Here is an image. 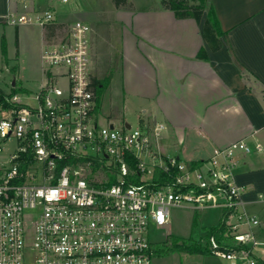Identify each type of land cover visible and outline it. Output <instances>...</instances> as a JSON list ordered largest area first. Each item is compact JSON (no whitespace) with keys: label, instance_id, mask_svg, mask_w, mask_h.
<instances>
[{"label":"built area","instance_id":"1","mask_svg":"<svg viewBox=\"0 0 264 264\" xmlns=\"http://www.w3.org/2000/svg\"><path fill=\"white\" fill-rule=\"evenodd\" d=\"M8 1L7 24L55 32L39 91L0 88V264H153L149 230L170 225L171 207L220 209L226 231L203 244L227 264H264L261 222L235 177L240 153L263 144L237 140L186 164L160 150L162 122L102 123L92 27L59 12L74 0Z\"/></svg>","mask_w":264,"mask_h":264},{"label":"crops","instance_id":"2","mask_svg":"<svg viewBox=\"0 0 264 264\" xmlns=\"http://www.w3.org/2000/svg\"><path fill=\"white\" fill-rule=\"evenodd\" d=\"M210 1L222 31L217 51L204 37L206 12L200 23L178 19L161 0H128L115 12L123 115L135 103L139 124L151 129L156 121L164 123L159 148L165 155L173 151L181 158L187 154L186 140L193 141L190 163L207 160L241 139L264 146V0ZM9 6L8 0H0V23L6 24ZM96 35L92 27L93 77L105 80V85H98L102 113L114 76L98 77L95 72ZM201 48L207 60L198 58ZM110 97L112 109L114 96ZM238 160L235 177L243 187L244 207L260 219L257 233H264V150L240 153Z\"/></svg>","mask_w":264,"mask_h":264},{"label":"rangeland","instance_id":"3","mask_svg":"<svg viewBox=\"0 0 264 264\" xmlns=\"http://www.w3.org/2000/svg\"><path fill=\"white\" fill-rule=\"evenodd\" d=\"M115 0H74L59 5L60 16L70 22L75 19L87 21L93 28L96 27V38L93 46L98 47L96 73L98 77L113 75L111 87L108 89L106 103L109 106L110 96H114L113 107L109 109L104 103L100 120L108 123V116L117 127L128 122L133 127L139 126V109L135 103L131 104L123 115L122 75L118 72L121 65L120 54L117 51V39L120 36V24H117ZM116 17V19H115ZM6 37V55L3 54L2 35ZM45 30L38 24H26L19 27L0 23V88L8 91L12 82L16 81V89L20 95L39 91L43 79L41 53L45 47ZM98 45V46H97ZM105 82V80H103ZM61 84L65 85V81ZM110 95V96H109ZM31 103L34 104L32 101ZM193 141L186 140L181 160L189 164L194 158ZM180 147L175 143V148ZM167 155H174L173 151H166ZM170 225L166 229L153 226L149 230V237L154 243L165 241L168 236L192 238L195 240L207 239L208 229L218 224L221 210L210 208L194 210L189 207H171ZM264 239V233H260ZM206 242V241H205ZM153 264H227L221 257L215 255H198L176 252L169 256L155 255Z\"/></svg>","mask_w":264,"mask_h":264},{"label":"trees","instance_id":"4","mask_svg":"<svg viewBox=\"0 0 264 264\" xmlns=\"http://www.w3.org/2000/svg\"><path fill=\"white\" fill-rule=\"evenodd\" d=\"M117 6L128 5V0H115ZM161 6L174 12L176 18L185 19L192 18L200 23L204 13H207L203 24L204 37L213 51H217L222 47L220 36L222 34L219 21L216 17L214 7L210 0H161ZM55 32V29L49 27L45 29L46 37H50ZM3 54L6 55V37L2 35ZM198 58L207 60L208 53L204 48L198 52ZM98 94L101 91L99 84L105 85L103 80L95 79ZM202 161L194 162L195 165ZM225 227L221 224L212 226L208 229V233H224ZM153 249L155 255L169 256L176 252L198 255H212L210 249L206 247L201 240L190 238H180L177 236H168L165 241L154 243Z\"/></svg>","mask_w":264,"mask_h":264},{"label":"water","instance_id":"5","mask_svg":"<svg viewBox=\"0 0 264 264\" xmlns=\"http://www.w3.org/2000/svg\"><path fill=\"white\" fill-rule=\"evenodd\" d=\"M12 84H13V85H16V81L14 80V81L12 82Z\"/></svg>","mask_w":264,"mask_h":264}]
</instances>
